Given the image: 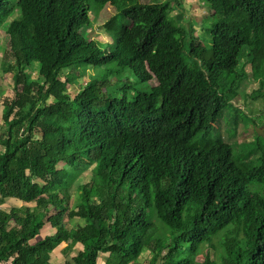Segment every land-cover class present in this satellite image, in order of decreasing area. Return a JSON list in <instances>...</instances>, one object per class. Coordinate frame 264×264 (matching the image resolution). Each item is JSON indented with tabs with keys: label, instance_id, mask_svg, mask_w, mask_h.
Here are the masks:
<instances>
[{
	"label": "trees",
	"instance_id": "obj_1",
	"mask_svg": "<svg viewBox=\"0 0 264 264\" xmlns=\"http://www.w3.org/2000/svg\"><path fill=\"white\" fill-rule=\"evenodd\" d=\"M92 1L116 11L105 44L88 37V0H0L14 78L3 103L0 206L25 204L0 209V264H51L63 244H80L63 264H199L202 255L201 264H264V195L249 189L264 190V149L241 163L212 137L238 98L245 50L264 87V0H203L216 21L210 49L199 52L167 1ZM88 69L98 74L71 97ZM128 77L155 85L130 99ZM48 225L55 233L35 242Z\"/></svg>",
	"mask_w": 264,
	"mask_h": 264
},
{
	"label": "rangeland",
	"instance_id": "obj_2",
	"mask_svg": "<svg viewBox=\"0 0 264 264\" xmlns=\"http://www.w3.org/2000/svg\"><path fill=\"white\" fill-rule=\"evenodd\" d=\"M165 1L169 2L171 5L172 12L170 13V18L172 20L175 21L176 16L179 14L178 12H181L184 29L187 31V34L190 32L191 36H193V39L191 40L192 50L199 52L204 50V46L206 49H210L212 44L211 29L216 20L212 16L213 11L209 5L203 0H137L140 4L161 3ZM88 5L91 8L90 19L92 21V27L88 31V37L98 43L105 44L108 41V37L105 34L104 25L110 18V14L116 13V11L112 8L98 10L92 0H88ZM174 24H176V22ZM7 25L8 24H5L4 28L0 29V136H3L6 130V127L4 126L3 103L7 100L11 101L14 98L13 74L6 73L9 71L8 65L12 64L10 59L7 58ZM185 46V52H187L188 45L185 44ZM247 54L248 52L245 50L243 52V59L236 72L237 75L243 76V80L239 83L240 87L237 93L238 98L231 103L222 117L217 121L212 136H221L222 139L230 143L233 146L235 158L240 160L241 163L257 161L262 152L257 151L254 155H251V153L258 144L264 149V87L262 86V82L253 78L251 73V61L250 59H246ZM207 56L211 57V54L209 53ZM6 69L7 71L5 72ZM34 69L35 72L33 74V79L36 80L38 78L39 68L36 65ZM66 74L61 77L62 81H65ZM97 74V71L88 69L84 76L76 78L75 81L77 83L68 87L71 97H73L78 90L90 80V77ZM115 77H119V74L115 73L113 75V84L117 83ZM120 79L126 80L125 77H120ZM127 80L131 82L133 86L131 87L132 92L129 93L130 99L132 96H135L136 93L148 92L151 89V85H155L154 82L151 84L147 83L138 85L134 78L130 77H128ZM124 86L125 85H122L120 88H123ZM123 96L124 94L121 93L118 97L121 99ZM260 131H263L262 135L259 134ZM89 179L90 169L81 172L76 178L75 183L70 189V193L72 194V205H74L77 200V187L88 183ZM249 189L252 192H258L264 195V190L256 183L251 182ZM17 206H20L19 202L10 200L0 206V209H7L9 211L11 208ZM33 206L34 205H31V207ZM47 230L51 233L55 232L51 226L48 225L42 230V233L44 234ZM74 253H77V251L75 250ZM204 259L205 255H202L199 256L196 261L201 264ZM105 260L106 257L101 256L99 257L97 264H103ZM137 264H149V257H142Z\"/></svg>",
	"mask_w": 264,
	"mask_h": 264
},
{
	"label": "crops",
	"instance_id": "obj_3",
	"mask_svg": "<svg viewBox=\"0 0 264 264\" xmlns=\"http://www.w3.org/2000/svg\"><path fill=\"white\" fill-rule=\"evenodd\" d=\"M19 204L20 206L18 207H22L25 205L22 202H19ZM53 231L55 230L53 229ZM54 233L55 232L51 233L48 230L44 234L41 232V235L35 240V242L37 240L44 239L46 236L53 235ZM67 246H68L67 244L61 245L60 248L53 253L51 264H63L64 262H66L67 258H74L77 256V254L80 251V244H77L76 246H74V249L72 251H67L66 250ZM75 250L77 251V253H74Z\"/></svg>",
	"mask_w": 264,
	"mask_h": 264
},
{
	"label": "water",
	"instance_id": "obj_4",
	"mask_svg": "<svg viewBox=\"0 0 264 264\" xmlns=\"http://www.w3.org/2000/svg\"><path fill=\"white\" fill-rule=\"evenodd\" d=\"M262 133H263V131H262V132L260 131V133H259V134H260V135H262Z\"/></svg>",
	"mask_w": 264,
	"mask_h": 264
}]
</instances>
